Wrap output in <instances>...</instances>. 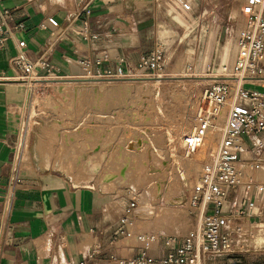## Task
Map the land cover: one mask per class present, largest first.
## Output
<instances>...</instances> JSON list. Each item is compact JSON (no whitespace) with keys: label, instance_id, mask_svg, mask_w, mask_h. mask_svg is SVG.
Instances as JSON below:
<instances>
[{"label":"rangeland","instance_id":"1","mask_svg":"<svg viewBox=\"0 0 264 264\" xmlns=\"http://www.w3.org/2000/svg\"><path fill=\"white\" fill-rule=\"evenodd\" d=\"M242 2L192 0L190 11L168 3L166 18L158 17L154 33L147 28L140 41L141 54L148 53L155 42L162 44L165 67L158 75L136 70L120 79L82 80L85 78L52 75L54 78L32 81L29 100L18 117L21 168L60 174L70 183L82 179L88 183L77 185H88L104 198L113 199L115 214L128 203L126 191L135 189L139 203L135 212L144 205L155 210L141 222L146 230L184 234L195 228L198 217L189 199L197 180L198 162L215 152L216 143L210 136L197 153L186 156L184 135L191 129L190 116L202 91L226 62L225 53L230 54L232 62L235 58ZM169 9L184 15L188 25L172 19ZM94 88L100 92L98 100ZM96 143L100 148L89 154ZM103 152L107 157L100 174L112 176L107 180L114 187L112 193L100 185L104 176L86 179L84 154L100 161ZM44 153L50 157L47 164L42 160ZM154 164H158L157 171L150 172L146 166ZM259 174L264 182V169ZM158 184L162 187L159 196L155 190ZM169 197L182 199L170 204ZM109 208L112 210L111 205ZM237 220H232L231 227L240 226ZM253 221L251 226L242 225L248 230L242 236L251 238V244L241 253L246 255L220 257L215 264H247L246 256H253L251 264H264V234L259 240L255 233L264 229V217L257 216Z\"/></svg>","mask_w":264,"mask_h":264},{"label":"built area","instance_id":"2","mask_svg":"<svg viewBox=\"0 0 264 264\" xmlns=\"http://www.w3.org/2000/svg\"><path fill=\"white\" fill-rule=\"evenodd\" d=\"M153 2L164 18L168 3L183 11L193 8L192 0ZM82 13L86 16L91 13L87 2L76 16ZM47 23L59 26L55 17L48 16L38 27L45 29ZM25 28L23 21H13L11 9L0 0V48L11 40L16 50L9 67L28 87L41 78H63L47 56V48L59 34L50 33L46 48L33 60L27 53L26 41L18 36ZM80 34L85 41L98 37V32L93 31L87 21ZM77 64L82 70L79 78H85L82 80L90 77L120 79L136 70L158 75L165 67V54L162 44L155 42L136 62L128 55H112L101 50L94 59L78 58ZM217 71L216 79L202 91L196 110L190 116L191 129L184 135L186 156L197 153L210 136L216 143L215 152L198 162L197 180L189 199L198 217L197 226L184 234L144 229L141 226L144 219L135 212L139 205L137 192L129 188L126 191L128 203L115 214L117 227L108 240L102 241L103 228H92L88 234L91 244L80 252L78 261L69 259L67 264H101L102 260L109 264H215L220 257L241 255L245 244L240 241V226L231 227V222L236 218L251 220L257 208L256 194L264 191V184L258 183L253 175L255 170L264 169V0H243L235 58L233 62L221 64ZM3 75L1 72L0 78ZM17 140L19 148V135ZM16 182V177L11 176L9 187ZM241 186L245 193L234 200L232 196ZM8 201L7 196L6 203ZM58 240V246L63 247L64 237L59 236ZM118 245L127 253L116 252Z\"/></svg>","mask_w":264,"mask_h":264},{"label":"crops","instance_id":"3","mask_svg":"<svg viewBox=\"0 0 264 264\" xmlns=\"http://www.w3.org/2000/svg\"><path fill=\"white\" fill-rule=\"evenodd\" d=\"M1 1L11 9L13 21L25 23V30L18 36L26 41L27 53L33 60L46 48L49 34H59L47 48V56L57 73L65 78L82 74L77 64L78 58L88 56L94 59L101 50L112 55H128L131 61L136 62L142 53L140 41L147 28H151L150 32L154 33L158 17L163 18L153 0ZM86 2L91 9L90 15L82 13L76 16ZM168 11L172 19L188 25L184 15L177 14L173 9ZM48 16L55 17L59 26L53 27L47 23L45 29H40L39 22L46 21ZM85 21L93 31L98 32L96 39H82L80 29ZM15 51L11 40L7 41L4 48H0V73L4 74L0 78V264H67L69 259L78 261L80 252L91 244L88 234L92 228H103L102 241L105 243L108 240L110 233L117 227L114 222V201L110 197L104 198L105 195L93 191L88 185H77L88 183L82 179L75 182L71 178L73 183H70L60 174L30 167L21 168L17 147L18 117L27 105L30 87L9 67V60ZM224 60V63L232 62L229 53H225ZM96 145L99 147H93L91 154L100 148V144ZM45 156L49 155L42 154V160ZM151 156L149 154L150 161ZM259 171L255 170L253 175L258 183L264 184ZM11 176L17 180L12 188L9 187ZM103 182V185L107 184V181ZM100 185L109 193L114 192V189L103 186L102 182ZM242 193H245L244 186L237 188L233 199L237 200ZM6 195L9 198L7 203ZM256 196L257 208L252 219L237 220L240 241L245 246L251 244V238L249 235L243 238L242 233L248 230H243L242 225L250 223L251 226L255 222L253 218L264 217V191ZM139 208L137 214L148 220L147 216L140 214ZM255 233L259 240L263 239L264 229L256 230ZM59 236L64 237L63 247L60 244L58 246ZM115 249L121 255L127 253L119 245ZM252 257L246 256L247 264L254 262ZM101 264L109 263L102 260Z\"/></svg>","mask_w":264,"mask_h":264},{"label":"bare ground","instance_id":"4","mask_svg":"<svg viewBox=\"0 0 264 264\" xmlns=\"http://www.w3.org/2000/svg\"><path fill=\"white\" fill-rule=\"evenodd\" d=\"M116 89V88H115ZM114 90V89H113ZM94 91L96 92V97L97 96H99V94H100V92H99V90L96 88V89H94ZM101 91V90H100ZM99 146L97 145L96 146V148H98ZM109 147V146H108ZM108 152V151H107ZM89 154H91V153H89ZM108 154V153H107ZM84 157L87 159V163H86V173H87V175H88V177H86V179H89V181L95 176V175H99L101 172H103L102 170H103V161H105L106 162V157H107V155H106V153H102V156L100 157V161H94L92 158H90V157H88V154H84ZM43 160H44V162L47 164L49 161H50V157L49 156H45V158H43ZM166 164V163H165ZM62 167V166H61ZM148 167V170L151 172V171H154L155 170V172L157 171L156 169H157V167H158V164H154V165H149V166H146V168ZM160 167V166H159ZM162 167V166H161ZM160 167V168H161ZM159 168V169H160ZM84 170V171H85ZM83 171V172H84ZM125 172V171H124ZM85 173V174H86ZM105 173V172H104ZM103 173V174H104ZM158 173V172H157ZM84 174V175H85ZM156 174V173H155ZM100 175H102V174H100ZM99 175V176H100ZM86 176V175H85ZM104 176V179H103V181H110L111 179H112V176H105V175H102V177ZM123 177L125 178L126 176L123 174ZM122 177V178H123ZM121 178V177H120ZM126 178H128V176L126 177ZM84 179V178H83ZM129 179V178H128ZM123 180V179H122ZM102 181V185H103V182ZM132 181V180H131ZM123 182H125L126 183V181L124 180ZM129 182V181H128ZM129 183H131L130 185L132 186L133 184H132V182H129ZM124 184V183H123ZM128 184V183H127ZM167 184V183H166ZM118 185V184H117ZM103 186H105V187H108V188H110V189H114V187H112V186H110V185H108V184H106V185H103ZM156 193H157V195L159 196L160 195V191L162 190V187H161V185L160 184H158L157 185V187H156ZM181 199L182 198H173V199H171V201H169V203L170 204H177V203H179V202H181ZM145 206V205H144ZM144 206H142V207H140L139 208V212H140V214H142V215H145V216H147L148 218L151 216V215H154V213H155V210L153 209L154 207H151V206H149V207H144ZM137 213V212H136ZM139 215V214H138ZM145 218V217H144ZM141 219H143V218H141Z\"/></svg>","mask_w":264,"mask_h":264}]
</instances>
